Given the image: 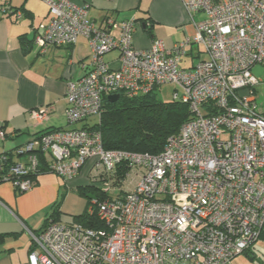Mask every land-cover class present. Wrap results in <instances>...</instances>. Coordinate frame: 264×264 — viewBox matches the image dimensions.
<instances>
[{"label": "built area", "instance_id": "obj_1", "mask_svg": "<svg viewBox=\"0 0 264 264\" xmlns=\"http://www.w3.org/2000/svg\"><path fill=\"white\" fill-rule=\"evenodd\" d=\"M42 1L49 18L34 39L39 53L79 35L90 47L85 74L66 83L68 124L99 122L108 95L134 97L164 84L175 87L172 100L186 103L192 116L158 154L106 150L99 131L82 127L34 137L14 150L25 162L5 166L0 154V181L20 192L34 185L40 151L50 172L68 181L85 168L87 183L104 195L87 208L98 227L49 219L31 232L29 264H229L251 247L264 229V82L251 72L264 66V0H187L191 17L204 14L194 34L171 47L153 38L144 50L133 47V19L106 17L98 25L86 5ZM191 45L202 46L206 58L183 67ZM114 49L116 67L103 59ZM52 109L29 116L45 121ZM123 163L128 170L115 177Z\"/></svg>", "mask_w": 264, "mask_h": 264}, {"label": "crops", "instance_id": "obj_2", "mask_svg": "<svg viewBox=\"0 0 264 264\" xmlns=\"http://www.w3.org/2000/svg\"><path fill=\"white\" fill-rule=\"evenodd\" d=\"M86 5L87 15L98 25L106 17L121 22L133 19L135 29L132 43L137 50L147 49L153 40H162L171 47L186 36L194 34V23L203 19L202 12L185 9L187 0H72ZM16 12L20 13L17 18ZM49 18L47 5L42 0H0V129L5 139L0 140V154L12 152L13 160L25 162L26 154L15 155L14 150L32 140L38 133L55 128H79L82 124H68L64 117L65 90L69 80L83 76L90 62V47L85 36L79 35L68 46H49L43 53L34 41L38 26ZM153 28L145 29V21ZM116 35L115 30H111ZM29 41L24 48L19 36ZM186 48L190 67L199 59L200 49ZM203 50V49H202ZM118 50L104 54L111 66L118 65ZM198 59L194 61V59ZM53 106L47 120L37 121L29 110ZM78 125V126H76ZM53 172L37 175L29 190L20 192L12 183L0 181V264H29L32 247L31 232L39 231L57 200H61L59 222H76L73 217L87 208L86 202L70 198L73 191L87 184L86 169L65 181ZM67 191L62 196L61 191ZM87 210V209H86ZM68 213L73 214L69 218ZM78 223V222H76ZM81 224V223H80Z\"/></svg>", "mask_w": 264, "mask_h": 264}, {"label": "trees", "instance_id": "obj_3", "mask_svg": "<svg viewBox=\"0 0 264 264\" xmlns=\"http://www.w3.org/2000/svg\"><path fill=\"white\" fill-rule=\"evenodd\" d=\"M152 28L153 24L148 20L145 21V29L150 32ZM19 40L24 48L29 43L24 35L19 36ZM119 95V99L115 102H109L106 97L104 98V110L99 122H93L92 124L82 123L81 126L88 130L99 131L102 137L103 148L106 150L158 154L163 150L167 139L172 135L178 134L180 126L192 116L186 103L177 100L162 101L153 92L134 97H128L123 93ZM51 130L53 129L42 131L35 137ZM5 154L7 155L5 166H9V164L15 162L12 152L9 151ZM35 154L38 159V166L35 173L30 176L34 181L37 175L50 172L51 165V161L46 155L40 151H35ZM127 170L128 166L124 163L117 166L115 177H122ZM88 187L94 188L97 191L95 199L100 200L104 198L103 192L90 183L82 186V188L78 187L77 190L80 193L86 194L84 190ZM89 199L91 200L93 198L89 197ZM60 204L61 200H57L53 204L43 227L49 219L58 221ZM89 204L90 201L87 200V208ZM73 219L86 227L96 228L100 225L95 213L89 214L86 209L80 215L74 216ZM262 232H264V229L260 235ZM2 241L3 235L0 234V243Z\"/></svg>", "mask_w": 264, "mask_h": 264}, {"label": "rangeland", "instance_id": "obj_4", "mask_svg": "<svg viewBox=\"0 0 264 264\" xmlns=\"http://www.w3.org/2000/svg\"><path fill=\"white\" fill-rule=\"evenodd\" d=\"M196 48V47H195ZM201 53H200V58L205 56L204 50H202V46L199 47ZM183 62V66H187L189 62L188 58L185 57ZM198 60L197 58L194 59V61ZM251 72L257 79L260 81L264 82V66L257 64L253 66L251 69ZM175 87L172 84H164L160 86L159 88H156L153 93L156 95V97L162 101H171L172 100V94L174 91ZM262 91L264 92V86L262 88ZM260 101H264V97H261ZM78 125L82 123H76ZM76 125V126H78ZM61 179V178H60ZM82 188V187H81ZM83 191V190H82ZM86 194L80 193L77 189L73 191L74 195L71 196L70 198H73L75 201L77 200H82L85 204H87V200L90 201L89 197L95 198L97 195V191L94 190V188H86L84 190ZM67 191H64L62 189L61 194L64 196ZM89 206V205H88ZM87 209V208H86ZM63 213V211H61ZM60 213V215L62 214ZM69 218L73 217V214L68 213L67 214ZM229 264H264V232L259 236V238L252 244V246L245 251L241 252L240 254L236 255L230 262Z\"/></svg>", "mask_w": 264, "mask_h": 264}, {"label": "water", "instance_id": "obj_5", "mask_svg": "<svg viewBox=\"0 0 264 264\" xmlns=\"http://www.w3.org/2000/svg\"><path fill=\"white\" fill-rule=\"evenodd\" d=\"M119 94L118 93H116V94H111V95H108L107 97H106V99L109 101V102H115V101H117L118 99H119Z\"/></svg>", "mask_w": 264, "mask_h": 264}]
</instances>
